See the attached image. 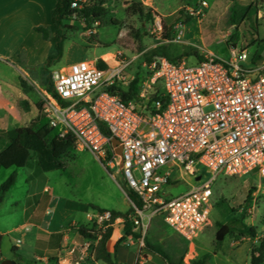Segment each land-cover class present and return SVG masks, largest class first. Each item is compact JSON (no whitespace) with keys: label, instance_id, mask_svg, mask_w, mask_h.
<instances>
[{"label":"built area","instance_id":"1","mask_svg":"<svg viewBox=\"0 0 264 264\" xmlns=\"http://www.w3.org/2000/svg\"><path fill=\"white\" fill-rule=\"evenodd\" d=\"M92 4L73 0L70 10ZM201 51L202 60L192 66L167 58L154 62L137 104L108 90L124 79L121 70L131 61L109 71L88 61L73 63L54 73L57 98L47 95L42 107L45 127L56 137L71 139L74 148L90 151L109 168L122 163L125 187L137 201L128 200L126 217L135 228L161 216L187 242L208 223L211 185L219 175L264 178V57L255 61L236 45L228 59ZM113 138L120 156L111 146ZM204 170L209 178L202 181ZM183 177L199 183L167 199L163 187ZM93 218L105 229L125 222L109 211Z\"/></svg>","mask_w":264,"mask_h":264},{"label":"rangeland","instance_id":"2","mask_svg":"<svg viewBox=\"0 0 264 264\" xmlns=\"http://www.w3.org/2000/svg\"><path fill=\"white\" fill-rule=\"evenodd\" d=\"M101 1H105L106 12L98 23L87 25L79 18L66 22L71 28L65 31L63 54L59 60L50 65L44 61L39 66L23 68L18 77L21 96L17 100L28 117L36 112L33 106L50 95L48 88L53 85L54 73L79 61L94 63L105 71L118 68L120 62L131 61L121 70L124 79L115 81L112 86L127 93L136 81L127 102L137 104L139 90L149 77L152 64L161 58L183 60L192 66L202 60L199 57L203 53L201 50L211 52L219 59H228L232 45L246 49L250 57L255 54L264 57V0H204L202 3L197 0H93V3ZM131 3H140L153 10V19L144 17L146 10L142 15L128 14L126 10ZM249 5H256L258 12L257 16L255 10L250 13L246 30L233 25L229 20L230 9H244ZM170 15L176 20L165 21L164 27L170 28L164 39L166 32L161 19ZM187 16L190 18L184 23ZM115 95L119 94L116 92ZM44 124L41 120L37 129L47 131ZM55 133H48V138ZM118 160L116 157L114 162ZM60 162L64 167L50 172L37 169L34 176L30 175L29 168H0V187L10 175H15L12 187L4 195L0 191V229L15 228L2 237L0 254L4 258L13 261L12 246L25 232L20 225L32 212L31 209L26 211L24 201L29 187L38 185L40 191L42 186H47L53 203L59 204L60 217L72 218L73 208L81 224H86L84 210L100 213L90 207L117 212L121 216L130 215L127 189L118 166L109 168L90 151L76 148L70 149ZM173 177H179V173L174 171ZM208 178L209 174L204 170L202 181ZM198 183L183 177L174 185L164 186L163 190L167 199H174ZM211 190L208 223L191 242L171 230L161 216H155L145 228L137 229L132 225L133 232L140 237L128 235L122 240L129 246L138 245L135 259L142 261L140 256L143 251L147 252V243L160 248L174 263L190 264L206 255L207 264H250L252 249L259 247L264 239V178L255 173L219 175ZM49 210L47 219L54 211L53 207ZM222 226L227 227V232L221 241H217L216 234ZM242 226L253 229L255 237L240 236L238 230ZM88 227L95 228L97 237L106 231L94 218ZM111 228L112 232L115 230L124 235L123 225ZM22 247L29 248L25 243ZM128 249L132 251V248ZM261 250L264 253V246Z\"/></svg>","mask_w":264,"mask_h":264},{"label":"crops","instance_id":"3","mask_svg":"<svg viewBox=\"0 0 264 264\" xmlns=\"http://www.w3.org/2000/svg\"><path fill=\"white\" fill-rule=\"evenodd\" d=\"M56 2L57 0H0V130L8 131L28 125L37 116L36 104L33 106L36 112L29 117L20 107L21 102L17 100L21 96L18 77L23 68L41 65L53 52L51 42L44 40L34 28L45 27L50 36H54L52 11ZM46 48L47 51L44 52ZM261 59L255 54V61ZM42 120L44 121V117ZM29 169L31 176L37 173L35 168ZM38 188L37 185L27 189L24 198L26 211L31 209L32 212L20 225L25 232L21 233V237L16 239L12 246V260L26 261L16 264H28L27 261L37 264H106L97 260L94 254V247L100 237L83 239L77 233L79 226L90 224L96 212L91 210L92 212L88 213L84 210L86 224L78 223L77 212L73 208L72 218L63 219L60 217L58 202L54 204L53 198L50 197L49 188L42 186L40 191ZM51 207L54 211L47 219ZM14 229H0V247L2 237ZM123 236L121 232L116 233L113 230L106 242V251L118 264H135L138 245L125 247ZM17 240L21 243L16 244ZM24 243L28 244V249L22 247ZM128 248H132V251ZM142 258L139 264H166L148 250L146 253L143 251ZM2 260L8 259L0 254V261Z\"/></svg>","mask_w":264,"mask_h":264},{"label":"trees","instance_id":"4","mask_svg":"<svg viewBox=\"0 0 264 264\" xmlns=\"http://www.w3.org/2000/svg\"><path fill=\"white\" fill-rule=\"evenodd\" d=\"M73 0H57L55 8L52 11V25L54 27L55 34L53 37L50 36L49 30L45 27H35L34 31L41 34L44 40H48L51 42L53 47V52L48 55L45 60L46 65H50L53 62L59 60L63 54V46L65 41V31L68 30L69 26L66 25L67 21H71L73 14L76 15V18L84 21L87 25L98 23L102 16L105 15V1H101L98 3H93L89 7H85L82 10H70V4ZM191 1V0H186ZM202 3L204 0H197ZM146 10V14L144 17H147L148 20H152L154 11L150 8L143 6L138 3H131L127 8V13L131 15H142ZM255 10L257 16V7L256 5H249L244 9H230L229 20L235 26H242L244 30L246 26V22L249 19L250 13ZM181 14V12H179ZM178 14V15H179ZM190 16H187L184 19V23L188 21ZM166 20H176L174 15L167 16L161 19L162 28L164 33V39L168 37V27H164ZM197 54V53H196ZM199 55H197L198 57ZM201 57V56H199ZM168 60L175 61L171 58H167ZM99 68V67H98ZM136 81H134L130 87V91L124 93L119 89H116L114 86L108 88V90L113 94H119V98L127 102L133 92V87ZM48 93L57 98L53 90V85L48 88ZM37 116L28 124L22 127H18L12 130L4 131L0 130V168L1 169H24V168H35L39 169L43 172H50L64 167V163H61V158L68 153L70 149H73V141L71 139L65 140L60 139L55 136H51L48 138V133L51 131L37 129L38 123L43 119L42 107L43 102L40 101L36 105ZM102 132L106 135L108 133L105 130ZM15 183V175H10L0 187L1 194L4 195L9 188ZM127 197L137 204L135 195L127 190ZM93 210H97L102 213L103 210L98 207H90ZM114 216H121L120 213L112 212ZM123 225L124 236L131 235L133 237L139 238L140 236L133 232L132 223L126 219ZM78 235L83 239H96L97 231L95 228L88 226H79L77 228ZM240 236L245 237L246 235L255 237V232L253 229L242 226L241 229L238 230ZM112 234L111 226L106 228V231L100 236L99 241L94 247V254L97 260H101L106 264H118L115 262L114 258L110 253L106 251V242L110 239ZM264 246V239H261V244L259 247L252 249L250 253V264H264V253L261 250V247ZM146 248L150 253H153L159 256L166 264H181V263H173L170 258L164 253L160 248L152 246L146 243ZM208 256H203L201 259L191 262L190 264H207ZM11 260H2L0 264H9ZM16 263H25L26 261L22 259H16L13 261ZM28 264H37L36 262L27 261ZM138 264V263H135Z\"/></svg>","mask_w":264,"mask_h":264},{"label":"water","instance_id":"5","mask_svg":"<svg viewBox=\"0 0 264 264\" xmlns=\"http://www.w3.org/2000/svg\"><path fill=\"white\" fill-rule=\"evenodd\" d=\"M111 146L114 148V153L118 156H120L121 154V147L119 146V143L116 139H111ZM122 163H119V168H121ZM107 224V223H106ZM227 232V227L226 226H222L221 229L217 232L216 234V240L217 241H221L225 235V233ZM9 264H14L13 261H11Z\"/></svg>","mask_w":264,"mask_h":264},{"label":"bare ground","instance_id":"6","mask_svg":"<svg viewBox=\"0 0 264 264\" xmlns=\"http://www.w3.org/2000/svg\"><path fill=\"white\" fill-rule=\"evenodd\" d=\"M110 60H111V57H110ZM113 62V61H112Z\"/></svg>","mask_w":264,"mask_h":264}]
</instances>
